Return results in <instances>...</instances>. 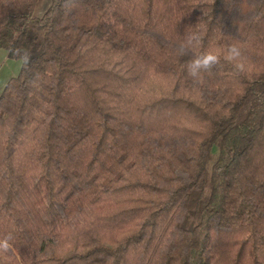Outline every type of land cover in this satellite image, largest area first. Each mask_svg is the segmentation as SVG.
Segmentation results:
<instances>
[{
    "label": "trees",
    "instance_id": "1",
    "mask_svg": "<svg viewBox=\"0 0 264 264\" xmlns=\"http://www.w3.org/2000/svg\"><path fill=\"white\" fill-rule=\"evenodd\" d=\"M0 48V264H264V0H0Z\"/></svg>",
    "mask_w": 264,
    "mask_h": 264
},
{
    "label": "clouds",
    "instance_id": "2",
    "mask_svg": "<svg viewBox=\"0 0 264 264\" xmlns=\"http://www.w3.org/2000/svg\"><path fill=\"white\" fill-rule=\"evenodd\" d=\"M202 36L198 31L187 32L184 39L180 41L178 46V53L186 55L187 52L193 48L200 46ZM13 54L19 56L23 65L30 62V53L27 50L15 49ZM223 60L233 65L237 73L246 72V57L243 46L239 42H233L228 45L223 53ZM221 62V55L213 51H207L196 58L192 59L187 64V74L195 82H200L202 73L211 71V69ZM14 239L11 233L0 236V254L9 253L13 245L11 241Z\"/></svg>",
    "mask_w": 264,
    "mask_h": 264
},
{
    "label": "rangeland",
    "instance_id": "3",
    "mask_svg": "<svg viewBox=\"0 0 264 264\" xmlns=\"http://www.w3.org/2000/svg\"><path fill=\"white\" fill-rule=\"evenodd\" d=\"M47 6V3H40L37 6L36 14H41ZM22 69L20 58L10 57L6 48H0V94L3 91L5 84L12 77L17 76Z\"/></svg>",
    "mask_w": 264,
    "mask_h": 264
}]
</instances>
